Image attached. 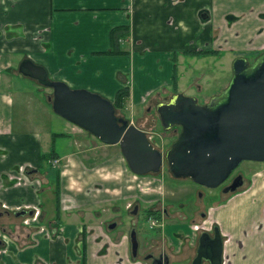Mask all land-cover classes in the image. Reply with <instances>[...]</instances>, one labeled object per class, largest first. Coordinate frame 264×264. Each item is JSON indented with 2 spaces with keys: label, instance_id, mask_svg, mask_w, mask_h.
Listing matches in <instances>:
<instances>
[{
  "label": "crops",
  "instance_id": "crops-1",
  "mask_svg": "<svg viewBox=\"0 0 264 264\" xmlns=\"http://www.w3.org/2000/svg\"><path fill=\"white\" fill-rule=\"evenodd\" d=\"M236 1H243V10L255 15L245 25L232 22L233 17L219 19L211 0H0V231L11 236L0 246V264H138L127 244L117 239L119 229L115 230L116 212L123 201L137 197L125 190L131 181L122 179L129 172L126 165L122 167L116 155L106 157V147L113 145L100 143L53 114L50 92L32 79L18 77L14 61L28 59L42 67L49 80L109 102L127 86L125 109L130 112L155 107L177 93L171 77L176 76L181 58L202 62L216 58L218 51L231 50L232 61L242 57L235 53L248 52L244 58L250 59L263 52L264 12L247 9L264 0ZM218 20L220 29L211 33L212 21ZM122 25L128 27L127 37L120 42L127 55H99L109 47L110 29ZM202 50L210 52L192 55ZM193 89L202 91L197 85ZM46 121L51 124L45 126ZM56 134L62 137H53ZM49 152L58 159L56 169L49 160H41ZM28 167L37 170L40 189L37 180L23 175ZM255 177L254 184L248 181L243 192L214 203L211 209L208 221L225 239L222 259L227 264H264V183L257 182L264 181V166ZM47 190L53 191V198L55 190L58 193L50 218L41 207L40 195ZM249 201L258 204L251 217L244 213ZM36 205L41 209V227L55 219L58 234L54 237L48 238L43 227L30 230L20 215L3 210ZM163 211L164 221L175 222L170 217L178 211ZM215 211L228 217L224 226L213 218ZM105 214H112L109 221ZM163 229L149 237L160 240L158 252L169 263L182 255L188 264L195 254L197 234L181 233L178 227L171 242L161 238ZM103 230L118 242L105 241Z\"/></svg>",
  "mask_w": 264,
  "mask_h": 264
},
{
  "label": "water",
  "instance_id": "water-1",
  "mask_svg": "<svg viewBox=\"0 0 264 264\" xmlns=\"http://www.w3.org/2000/svg\"><path fill=\"white\" fill-rule=\"evenodd\" d=\"M226 87L205 104L174 94L155 108L162 130L179 127L174 141L162 156L143 132L114 116L110 102L82 89H69L60 81H49L45 70L22 59L17 72L51 89V111L66 122L92 135L104 145H117L127 170L142 176L156 173L162 164L172 178H186L206 189L216 188L240 162H264V51L251 62L236 57L230 64ZM239 185L231 187V191ZM133 214L135 209L132 211ZM131 256L137 241L128 234ZM221 241L201 234L189 264H220ZM162 260V262H161ZM166 264L154 260L152 264Z\"/></svg>",
  "mask_w": 264,
  "mask_h": 264
},
{
  "label": "rangeland",
  "instance_id": "rangeland-1",
  "mask_svg": "<svg viewBox=\"0 0 264 264\" xmlns=\"http://www.w3.org/2000/svg\"><path fill=\"white\" fill-rule=\"evenodd\" d=\"M211 1V9H216V11L218 12L217 15H219V19H224L226 16L227 18L233 17L234 20L232 22H235L236 24L245 25L248 19H253V17H255V15L253 13H250V11L245 12L243 10L245 8V4H243V1L242 3H239L236 0L235 2L233 0ZM213 1L216 2L214 3ZM209 5L210 3H208V8ZM251 8L254 11H259V13H262L264 12V3H252L251 5H249L247 10H250ZM211 24L215 25L214 27H212V33L215 29H220L221 21L218 20L217 23H214V21H212ZM260 25H263L264 27L263 21H261ZM199 27L205 28V25H199ZM209 48L214 47L212 46ZM260 51H264V49ZM233 52L234 51L231 50L223 52L218 51L216 52V58H204L202 59V62L189 61L190 59L188 57L186 58V60H183L185 58H181V61H177L176 65V94H181L185 97H192L196 100L197 104L205 103L210 97L217 95L221 91H219L218 88L221 85L227 84L230 79L231 61H229V58ZM235 55H239L244 58L246 55H248V52H239L235 53ZM254 58L255 57L250 59L248 58L246 60L248 62H251ZM183 61L186 63L185 65H183ZM16 63L17 65L15 66V68L18 66L19 61H14V64ZM189 63L192 64L190 65ZM16 74L18 75V77L22 78L18 73ZM4 75H6V73H4ZM195 80H198L199 82L194 83ZM195 85L199 86V90L201 86L202 91L197 92L196 89H193ZM42 90H46L51 94V90L49 88L43 87ZM11 99L13 100L12 96ZM165 100V102H167V99ZM122 114L127 119L128 124L134 126L138 130L143 132L151 147L158 151L162 156L164 155L165 151L169 148L171 143L174 141L176 135L179 132V127L177 126H173L166 131L162 130L157 120L155 108L153 106H143L140 109H133L131 110V112L128 109H124L122 111ZM114 116L116 118H123L116 112L114 113ZM50 124L51 123L49 121L45 122V126H49ZM21 128L23 129V126H21ZM113 155H116L118 163L121 164L122 167H125V162L119 153L117 145L107 146L106 157L108 158L109 156ZM262 166H264V162L257 163L243 161L238 164L236 170L241 171L242 169H245L244 171L252 172L253 174H248L247 172L246 177L244 179L252 180L254 181V184L257 180L255 177V173L258 172ZM142 176L144 178H141ZM142 176H137V179L132 180L129 172L127 173V176L126 173H124L122 179L127 180L130 178L131 180L130 182H128V184H125L126 186L129 185L128 188H125V190L132 191L133 197H137L132 198V202H129L130 200L128 201L129 198H125V201H123L122 203L123 208H120V210L116 212V216L118 217V219L116 218V223L118 225H115L116 227L113 225V228L115 227V230L119 229L120 234L122 233V235H118L117 239H120V242L122 241L123 243L127 244L128 252H130L128 243V232L131 228L135 230L137 240L136 255L138 264H147V261L144 260L143 255L148 252H151L154 255L158 254V251L160 250V240L158 238H149L151 235H154L156 229H147V225L144 218L145 209H156L157 211L162 207L165 210L167 209V211H169L170 208L178 211L177 213L172 214V216L170 217V219H175V222H171L168 220L164 221V214L159 215V218H157L159 219L158 223L155 222V225H158L159 222L163 223L164 229L162 230L161 238L169 239L171 242H174L175 240H173V236L175 238V235L178 234V232H175L178 231V227L181 233L188 234L191 232L188 228V223L190 222V220L193 223L199 222L200 217L197 212L199 210H203L200 208V205H198L197 209L193 213L194 207L196 206L195 203H197L198 200H201L200 204L202 206H208L210 202L205 203L206 191L197 187L195 184L189 181V179L172 178L167 171V167L164 161H162V164L156 173H149ZM257 182H260L262 184L264 183V181H260V179H258ZM256 184L259 186V183ZM50 188L53 189V184H51ZM147 188L149 189L146 190ZM237 191L241 190L239 189ZM52 192V190H47L43 191L40 195L42 200V210L45 211L48 218H50L53 212L54 198L53 194H51ZM229 195L230 194L228 193L222 194L221 197L222 199H224ZM154 198H156V200H153ZM252 203V201H249L247 204V209L244 211V213L248 217L254 216L258 211V204L253 205ZM133 206L136 207L134 214H132L130 211ZM125 208L126 210H124ZM192 213L194 215H192ZM110 216H112V214H105V218L107 221H109L108 218ZM238 217L239 216H237V218ZM213 218H218L220 223L224 226L226 224L225 218L228 217L225 216L223 211H215ZM228 222L230 224L232 223L230 219ZM111 224L115 223H112L111 221ZM173 232H175L174 235ZM109 234L110 231L103 230L102 238L105 239V241L107 242H112L109 244L117 243V239H112L113 236H110ZM0 235V238L4 242H8V239L11 238L10 235L5 236L4 233L3 235ZM168 264H185V260L182 258V255H178L174 261H171Z\"/></svg>",
  "mask_w": 264,
  "mask_h": 264
},
{
  "label": "flooded vegetation",
  "instance_id": "flooded-vegetation-1",
  "mask_svg": "<svg viewBox=\"0 0 264 264\" xmlns=\"http://www.w3.org/2000/svg\"><path fill=\"white\" fill-rule=\"evenodd\" d=\"M16 71H17V67H16ZM18 73V72H17ZM19 74V73H18ZM20 75V74H19ZM21 76V75H20ZM22 77H24V76H22ZM25 78H27V77H25ZM48 79V78H47ZM49 80V79H48ZM49 81H52V80H49ZM36 82V81H35ZM37 83V82H36ZM175 83V82H174ZM38 84V83H37ZM39 85V84H38ZM41 86V85H40ZM172 86V85H171ZM124 87H127V86H124ZM174 88V87H173ZM51 90V89H50ZM223 90V89H222ZM176 94V93H175ZM174 95V94H173ZM99 96V95H98ZM51 99H52V93L50 94V96H49V98H48V103H49V105H50V108H51ZM103 99V98H102ZM170 99V98H169ZM168 99V100H169ZM167 100V101H168ZM109 102V101H108ZM166 103V102H165ZM206 103V102H205ZM205 103H202V104H205ZM110 104H111V102H110ZM200 104V103H199ZM202 104H200V105H202ZM53 113V112H52ZM54 114V113H53ZM121 119H123V120H125L126 122H127V119L126 118H121ZM48 163L50 164V166L52 167V168H54V169H56V167L58 166V159L56 158V157H53L51 160H49L48 161ZM237 167V166H236ZM243 170V171H242ZM241 171H238V170H236V168L235 169H233L230 173H229V175L225 178V180L221 183V184H219L216 188H213V189H206V188H203V187H201V186H198V185H196L197 187H199L200 189H203V190H205L206 191V201H205V203H208V202H210V204L208 205V206H202L201 204H200V201L201 200H198V202L197 203H195V207H194V210H193V213H194V211L197 209V207H198V205H200V208L203 210V211H201V210H199L198 212H197V214L199 215V217H200V220H199V222H194V223H192V224H190V225H188V228L190 229V231H191V233L192 234H197V238H196V242L198 241V238L200 237V235L201 234H206L207 236H208V238L209 239H212L213 238V230L215 229L217 232H218V234H219V237H220V241H221V254H220V264H227V261H226V259L225 258H223L222 259V251H223V246H224V243H225V239L220 235V232H219V229H218V227H217V225L216 224H211L208 220H209V218H210V214H212V206H213V204L214 203H216V202H219L220 200H224V199H222V194H230L229 196H227V198H229V197H231L232 195H235V194H238V193H240V192H243V190L242 191H237V190H241V189H243L245 186H246V184H247V182L248 181H250L249 179H244L245 177H246V174H247V172H248V174H250V173H252V172H249V171H244L245 169H242ZM23 175L29 180V181H32V180H37L38 181V183H39V189L41 188V184H42V182L39 180V178L36 176L37 175V170L36 169H33V168H25V169H23ZM253 174V173H252ZM133 179H136V177L135 176H133ZM190 181V180H189ZM239 184V185H237V187H235V189L233 190V191H231V187L232 186H235L236 184ZM57 192V191H56ZM153 192V191H152ZM172 195V194H171ZM54 196H55V194H54ZM199 197H201V196H199ZM57 200H58V194H57ZM153 200H156V198H154ZM57 201H56V199L54 198V203H56ZM136 210V207L135 206H133L132 207V209L130 210L131 211V213L133 214V210ZM3 210H10L11 211V213H13V214H16V215H20L21 217H22V220H21V223L23 224V226H25V227H27V228H29L30 230H32V229H34V228H36L37 230L39 229V228H42L41 227V224H40V222H41V220H42V218H40V216H41V209H40V207L38 206V205H36V206H34V207H24V208H19V209H12V208H10V209H6V208H4ZM149 210V209H148ZM150 211H152V212H154L155 214H153V215H146L145 213V215H144V218H145V222H146V225H147V229L149 230V229H158V230H161L162 228H163V223H161V222H159V224L158 225H155V222L156 223H158V220L159 219H157V218H159V215L161 214H163V208L161 207L160 209H158L157 211H156V209L155 210H151L150 209ZM192 213V215H194ZM179 215H182V214H179ZM31 218H33V219H31ZM152 218H154V224L153 225H151L150 224V220L152 219ZM173 220H175V219H173ZM56 225V222H55V219H53L52 220V223L48 226V227H43L44 229H45V232L47 233V236H48V238H52V237H54L55 235H57L58 234V228L55 226ZM113 225L114 224H112L111 226H110V229L111 228H113ZM53 226V227H52ZM30 227H33V228H30ZM42 228V229H43ZM43 229V230H44ZM131 229H133V228H131ZM130 229V230H131ZM134 232H135V230H134ZM0 234H2L3 235V233L0 231ZM128 234H129V232H128ZM136 234V233H135ZM4 235L6 236L7 234L6 233H4ZM136 236V235H135ZM0 237H1V235H0ZM7 238H9V237H7ZM9 240V239H8ZM137 241V240H136ZM5 243H7V242H4L1 238H0V246L1 245H3V244H5ZM128 243H129V241H128ZM6 245V244H5ZM237 246L239 247V243H237ZM196 248H197V244H196ZM129 250H130V246H129ZM195 251H196V249H195ZM136 253H137V249H136ZM136 253H135V256L133 257V256H131V254H130V252H129V255H130V257H131V259H136L137 260V255H136ZM195 255V254H194ZM161 257V259H164L165 258V260H166V264H168L169 263V260H168V258H167V256L165 255V254H163V253H158V254H156V255H154V254H152L151 252H148V253H146L145 255H143V258H144V260L145 261H147V264H152V262L154 261V260H157V259H159ZM194 257V256H193ZM193 259V258H192ZM191 259V260H192ZM190 260V261H191ZM136 262V261H135ZM161 262H162V260H161ZM190 263V262H189ZM188 263V264H189ZM164 264V263H163ZM201 264H207L205 261H201Z\"/></svg>",
  "mask_w": 264,
  "mask_h": 264
},
{
  "label": "trees",
  "instance_id": "trees-1",
  "mask_svg": "<svg viewBox=\"0 0 264 264\" xmlns=\"http://www.w3.org/2000/svg\"><path fill=\"white\" fill-rule=\"evenodd\" d=\"M128 35V27L127 26H115L110 29L109 31V47L106 51L99 53V55H127V51L123 50L122 44L120 43L122 40H124V37L126 38ZM210 51L207 50H202V51H197L193 52L192 55H206L209 54ZM259 55V54H258ZM256 54V56H258ZM174 82H175V76L172 74L171 77V84L174 87ZM129 96V89L127 87H122L118 89L115 92L113 101L111 102L113 112L119 114L121 117L125 118L122 114V111L125 109L126 106V101ZM53 137H62L61 134H56L53 135ZM53 158L52 152L47 153L46 155H41V160H51ZM57 192L55 190V196L54 198L57 201ZM144 213L146 215H153L155 214L154 212L145 209Z\"/></svg>",
  "mask_w": 264,
  "mask_h": 264
},
{
  "label": "built area",
  "instance_id": "built-area-1",
  "mask_svg": "<svg viewBox=\"0 0 264 264\" xmlns=\"http://www.w3.org/2000/svg\"><path fill=\"white\" fill-rule=\"evenodd\" d=\"M133 176H135L136 177V179H137V176L136 175H133V174H131V177H133ZM132 180H135V179H133V178H131ZM149 188H147L146 190H148ZM154 218H152L151 220H150V224L151 225H153V223H154Z\"/></svg>",
  "mask_w": 264,
  "mask_h": 264
}]
</instances>
